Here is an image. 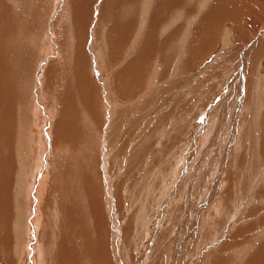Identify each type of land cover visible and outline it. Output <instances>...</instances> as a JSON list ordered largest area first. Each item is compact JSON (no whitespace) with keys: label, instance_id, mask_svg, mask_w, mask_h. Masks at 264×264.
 I'll use <instances>...</instances> for the list:
<instances>
[{"label":"rangeland","instance_id":"1","mask_svg":"<svg viewBox=\"0 0 264 264\" xmlns=\"http://www.w3.org/2000/svg\"><path fill=\"white\" fill-rule=\"evenodd\" d=\"M0 227L14 264H264V0H0Z\"/></svg>","mask_w":264,"mask_h":264},{"label":"bare ground","instance_id":"2","mask_svg":"<svg viewBox=\"0 0 264 264\" xmlns=\"http://www.w3.org/2000/svg\"><path fill=\"white\" fill-rule=\"evenodd\" d=\"M25 44V43H24ZM46 44V43H45ZM263 47V46H262ZM42 51V50H41ZM33 70V69H32ZM17 71V70H16ZM32 76V75H31ZM28 78V77H27ZM33 84V83H32ZM37 91V90H36ZM37 94V93H36ZM32 102V101H31ZM38 105V104H37ZM35 108V107H34ZM36 109V108H35ZM36 112V111H35ZM34 113V112H33ZM42 149V148H41ZM33 172V171H32ZM31 173V172H30ZM34 174V173H33ZM32 175V174H31ZM29 176V175H28ZM34 179L33 180H31V181H29V183H32V186H31V188L29 189L30 190V192H29V195H28V193H26V195H28L29 196V202L30 203H32L34 200H33V197L30 195V194H34L35 193V187H34V181H38L39 182V178H37V176L35 175L34 177H33ZM25 184H26V182H25ZM24 184V185H25ZM38 185H40V184H38ZM77 185V184H76ZM28 187H29V185H27ZM27 188V187H26ZM34 191V192H33ZM24 192H26V191H24ZM28 198V197H27ZM26 199V198H25ZM23 201V200H22ZM29 203V204H30ZM23 205V204H22ZM38 206V205H37ZM37 206H36V204H35V206H34V209L32 210V208L29 206V208H27V209H29V212H28V228H29V230L32 232V230L34 231L35 230V228H37L36 226H38L39 227V223H41L40 221L38 222L37 221V217L39 216V214L37 215V213H35V215H33V213L34 212H36V208H37ZM249 206V205H248ZM40 207V206H39ZM23 208V207H22ZM26 210V209H25ZM58 210V209H57ZM59 210H60V208H59ZM58 210V211H59ZM40 212H41V209H40ZM57 215V214H56ZM59 215V214H58ZM26 216V215H25ZM25 216H24V218H25ZM67 218V217H66ZM63 219V218H62ZM40 220V219H39ZM25 221V220H24ZM26 223V224H27ZM20 224V223H19ZM1 228V227H0ZM39 229V228H38ZM28 230V229H27ZM52 232H53V230H52ZM39 233V232H38ZM30 238V237H29ZM44 238V237H43ZM82 239V238H81ZM0 241H2V238H1V240ZM33 240L31 241L30 239H29V241L27 242V244L28 243H31L30 244V248H29V255H28V260H27V264H33L34 262L33 261H35V260H33L32 259V254H33V252H34V244H33ZM1 243V242H0ZM1 244H3V243H1ZM0 244V245H1ZM57 244V243H56ZM26 245V244H25ZM62 245V244H61ZM39 246V245H38ZM26 248L28 247L27 245L25 246ZM60 247V246H59ZM65 250V249H64ZM41 251V250H40ZM43 251V250H42ZM48 252V251H47ZM46 252V253H47ZM49 253V252H48ZM55 253V252H54ZM4 255L6 254V252H4L3 253ZM43 254V253H42ZM50 254V253H49ZM27 256V255H26ZM2 257V256H1ZM7 257V258H6ZM43 257V256H42ZM89 257V256H88ZM5 258H6V260L8 261H6L5 260ZM10 257H8V256H4V258H0V264H14L13 262V260L12 259H9ZM38 258V257H37ZM68 259V258H67ZM5 260V261H4ZM55 261V260H54ZM25 262V261H24ZM23 263V262H22ZM108 263V262H107ZM19 264H21V262L19 263ZM24 264V263H23Z\"/></svg>","mask_w":264,"mask_h":264}]
</instances>
